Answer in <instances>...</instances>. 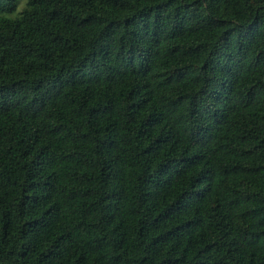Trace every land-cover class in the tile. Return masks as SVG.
Instances as JSON below:
<instances>
[{
	"label": "trees",
	"instance_id": "16d2710c",
	"mask_svg": "<svg viewBox=\"0 0 264 264\" xmlns=\"http://www.w3.org/2000/svg\"><path fill=\"white\" fill-rule=\"evenodd\" d=\"M0 264H264V0H0Z\"/></svg>",
	"mask_w": 264,
	"mask_h": 264
}]
</instances>
